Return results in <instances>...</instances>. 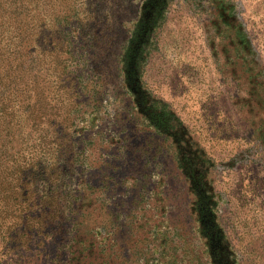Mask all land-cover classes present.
I'll list each match as a JSON object with an SVG mask.
<instances>
[{"label":"rangeland","instance_id":"374dc122","mask_svg":"<svg viewBox=\"0 0 264 264\" xmlns=\"http://www.w3.org/2000/svg\"><path fill=\"white\" fill-rule=\"evenodd\" d=\"M0 264H264V0H0Z\"/></svg>","mask_w":264,"mask_h":264}]
</instances>
